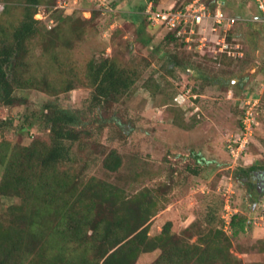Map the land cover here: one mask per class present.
Here are the masks:
<instances>
[{
    "label": "rangeland",
    "instance_id": "1",
    "mask_svg": "<svg viewBox=\"0 0 264 264\" xmlns=\"http://www.w3.org/2000/svg\"><path fill=\"white\" fill-rule=\"evenodd\" d=\"M191 1L158 0L157 5L168 8ZM205 1L212 10L246 18L233 28L244 55L230 65L197 56L194 41L169 39V29L144 13L147 0H57L40 5L35 18L43 30L69 41L60 51L65 75L75 79L76 87L52 94L14 83L18 101L0 103V120L7 122L0 140L30 144L38 135L47 136L42 118L48 103L79 109L89 124L82 144L73 146L76 161L67 164L70 170L123 187L128 195L162 187L158 197L166 207L153 219L151 235L169 220L175 232L197 220L204 228H224L232 237L233 253L245 264H264V190L257 187L255 173H245L254 164L264 170V24L252 20L261 14L255 0H218L215 9L216 0ZM2 3L12 8L8 16H0V24H17L24 4ZM175 56L184 64L172 63ZM45 57L38 42L32 44L33 75L42 79L49 72L54 79L57 72ZM104 57L131 67L138 77L130 93L92 109L93 87L85 83L84 73L78 77L72 68L79 71L91 59ZM253 98L259 99V124L245 153L236 158L229 146L240 132L245 101ZM113 149L122 156L118 171L104 166ZM2 173L0 166V179ZM16 202L18 197L0 194V217ZM237 212L248 218L249 226L234 235L227 220ZM159 253H143L137 264H150Z\"/></svg>",
    "mask_w": 264,
    "mask_h": 264
},
{
    "label": "trees",
    "instance_id": "2",
    "mask_svg": "<svg viewBox=\"0 0 264 264\" xmlns=\"http://www.w3.org/2000/svg\"><path fill=\"white\" fill-rule=\"evenodd\" d=\"M20 1L24 5L18 23L10 20L7 25L0 24V103L4 105L18 101L14 83L52 94L76 87L75 79L65 75L60 51L69 41L59 40L54 31L45 32L41 20L35 18L40 5H54L57 0ZM152 1L159 8L158 0ZM2 4L0 16H8L12 6ZM146 5L144 2L143 10ZM233 34L234 29L229 39L235 41ZM167 37L187 43L185 35L178 36L177 30H170ZM35 42L57 72L56 78L49 72L42 79L33 75ZM212 49L196 55L215 58ZM233 58L223 53L215 59L230 65ZM182 61L175 56L172 63ZM72 72L78 77L84 73L85 83L93 87L92 109L130 93L138 77L136 70L110 57L91 59L84 68L78 71L74 67ZM216 79L225 83L222 78ZM45 110L42 120L47 136L38 135L30 144L0 140V194L20 199L0 217V264H137L141 254L157 250L160 253L150 264H245L233 253L232 237L221 227L204 228L194 220L175 232L169 220L161 232L151 235L153 219L166 207L158 197L163 188L144 187L128 195L123 187L97 177L85 179L81 171L70 170L67 164L76 161L73 146L82 144L89 121L79 109L48 103ZM6 123L0 120V130ZM104 166L111 171L121 168L118 150L108 153ZM257 169L254 164L245 173L250 175ZM248 221L240 212L233 214L232 233L246 231ZM260 243L264 251V240Z\"/></svg>",
    "mask_w": 264,
    "mask_h": 264
},
{
    "label": "built area",
    "instance_id": "3",
    "mask_svg": "<svg viewBox=\"0 0 264 264\" xmlns=\"http://www.w3.org/2000/svg\"><path fill=\"white\" fill-rule=\"evenodd\" d=\"M261 14L252 20L264 24V0H255ZM0 7L3 5L0 4ZM147 18L153 23L166 26L169 31L177 30L178 36L185 35V41L196 42V48L204 50L212 47L214 57L229 53L234 57L243 56L242 45L236 40H230L229 35L234 26L246 20L245 17L230 14L217 8L212 10L205 0H192L181 7L155 8L152 0H147L144 10ZM259 99L253 98L245 101L242 109L240 132L231 140L230 149L236 158L245 153L250 144V137L255 133L259 124ZM231 220H227L230 224Z\"/></svg>",
    "mask_w": 264,
    "mask_h": 264
},
{
    "label": "flooded vegetation",
    "instance_id": "4",
    "mask_svg": "<svg viewBox=\"0 0 264 264\" xmlns=\"http://www.w3.org/2000/svg\"><path fill=\"white\" fill-rule=\"evenodd\" d=\"M255 176L257 178V187L264 190V170L255 172Z\"/></svg>",
    "mask_w": 264,
    "mask_h": 264
},
{
    "label": "crops",
    "instance_id": "5",
    "mask_svg": "<svg viewBox=\"0 0 264 264\" xmlns=\"http://www.w3.org/2000/svg\"><path fill=\"white\" fill-rule=\"evenodd\" d=\"M164 211V210H163Z\"/></svg>",
    "mask_w": 264,
    "mask_h": 264
}]
</instances>
